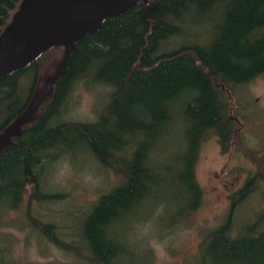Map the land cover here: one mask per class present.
<instances>
[{
  "label": "trees",
  "instance_id": "16d2710c",
  "mask_svg": "<svg viewBox=\"0 0 264 264\" xmlns=\"http://www.w3.org/2000/svg\"><path fill=\"white\" fill-rule=\"evenodd\" d=\"M19 2L0 0V33ZM63 51L62 44L51 45L0 77V135L56 71ZM263 74L264 0H137L103 18L73 43L50 91L0 149V217L20 205L28 186L36 203L58 201L59 192L42 189V166L77 144L113 171L117 183L72 229L75 245L57 238L52 223L33 225L65 252L81 246L86 264H134L138 249L128 239V223L151 206L160 207L159 227L196 209L199 144L213 135L221 153L228 149L234 124L227 96ZM78 84L108 88L91 121L65 118L69 92ZM179 131L184 150L173 170L160 158L168 157L166 142ZM257 151L245 147L255 171L228 196L222 221L201 235L200 264H264V154ZM249 198L257 207L236 223L237 209Z\"/></svg>",
  "mask_w": 264,
  "mask_h": 264
},
{
  "label": "rangeland",
  "instance_id": "374dc122",
  "mask_svg": "<svg viewBox=\"0 0 264 264\" xmlns=\"http://www.w3.org/2000/svg\"><path fill=\"white\" fill-rule=\"evenodd\" d=\"M107 93L106 86L87 90L81 84L76 85L69 92L65 118L93 120ZM227 97L234 124L231 141L224 153L220 152L213 135L200 142L193 168L202 190L198 206L172 226L159 227L156 220L159 206H151V212L140 216L133 224L130 221L128 226H133L127 236L132 247L138 249V256L132 258V263L200 264L195 254L201 235L222 221L228 209V196L255 171L254 163L244 151L246 147L259 149L257 153L264 154V74L236 86ZM177 138H180V131L175 133V139L172 135L166 142L168 157L160 158L161 164L171 162L173 170L180 165L176 156L184 150ZM42 170L43 191L59 192V200L36 203L34 198H29L28 186L20 205L1 214L0 264H86V252L81 246L65 252L33 224L52 223L58 227L57 238L75 245L72 229L89 205L117 183L118 176L77 144L57 160L45 163ZM255 207L256 200L247 199L237 209L235 222H242L246 212H253ZM2 209L0 206V213ZM124 226L116 227V236ZM125 263L121 260L120 264Z\"/></svg>",
  "mask_w": 264,
  "mask_h": 264
},
{
  "label": "water",
  "instance_id": "95a60500",
  "mask_svg": "<svg viewBox=\"0 0 264 264\" xmlns=\"http://www.w3.org/2000/svg\"><path fill=\"white\" fill-rule=\"evenodd\" d=\"M135 1L20 0L10 22L0 33V77L20 68L51 45L62 44L64 51L56 71L44 82L24 113L0 135V149L10 142L11 135L19 133V126L30 120V114L50 91L64 69L73 43L95 30L103 18L120 13Z\"/></svg>",
  "mask_w": 264,
  "mask_h": 264
},
{
  "label": "bare ground",
  "instance_id": "6f19581e",
  "mask_svg": "<svg viewBox=\"0 0 264 264\" xmlns=\"http://www.w3.org/2000/svg\"><path fill=\"white\" fill-rule=\"evenodd\" d=\"M34 104H35V103H34ZM34 104H33V105H34Z\"/></svg>",
  "mask_w": 264,
  "mask_h": 264
}]
</instances>
